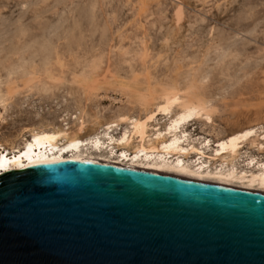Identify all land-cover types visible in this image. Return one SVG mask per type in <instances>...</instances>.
Instances as JSON below:
<instances>
[{
	"label": "rangeland",
	"instance_id": "1",
	"mask_svg": "<svg viewBox=\"0 0 264 264\" xmlns=\"http://www.w3.org/2000/svg\"><path fill=\"white\" fill-rule=\"evenodd\" d=\"M263 57L264 0H0V92L14 88L0 104V145L11 150L42 125L75 130L81 113L85 138L116 117H139L146 82L153 90L192 78L215 108L211 121L186 125L195 144L211 140V153L219 138L251 128L264 143ZM240 155L239 170L249 156L264 160L248 143Z\"/></svg>",
	"mask_w": 264,
	"mask_h": 264
},
{
	"label": "water",
	"instance_id": "2",
	"mask_svg": "<svg viewBox=\"0 0 264 264\" xmlns=\"http://www.w3.org/2000/svg\"><path fill=\"white\" fill-rule=\"evenodd\" d=\"M0 179V264H264V193L106 162Z\"/></svg>",
	"mask_w": 264,
	"mask_h": 264
},
{
	"label": "bare ground",
	"instance_id": "3",
	"mask_svg": "<svg viewBox=\"0 0 264 264\" xmlns=\"http://www.w3.org/2000/svg\"><path fill=\"white\" fill-rule=\"evenodd\" d=\"M43 48L44 47H42V49ZM50 49L51 48L48 47V51L47 50L45 51V49L43 51L45 53L50 52ZM55 49L57 50V48ZM51 52L50 55H53L51 54ZM37 53L39 52L37 51ZM26 54L28 55L27 52ZM20 55L21 58L24 59L25 55L22 56L23 54H18V56ZM37 55L35 58H37ZM46 55L48 56L49 54ZM124 55H125L124 57H127L126 55L129 56V53L128 54L125 53ZM52 57H54V55ZM49 58H46V61L48 59V61L50 62L52 58L50 60ZM44 61L45 59L43 60V62ZM27 62L29 61L27 60ZM22 63L25 64L26 62L23 61ZM50 63L51 65H53L52 62ZM58 63L60 64L61 62L59 61ZM11 64H13V62L10 63V65ZM46 65L48 66L49 64L46 63ZM11 66L13 67V65ZM131 66L132 68L134 67L133 64ZM131 66H129V69ZM41 68L42 67L40 66L41 71L44 70V68L43 69ZM16 69L18 68L16 67ZM89 70H90V66H89ZM25 72L27 73V71ZM49 72L51 71L49 70ZM35 73L37 72L35 71ZM52 74L54 75V73ZM134 74L135 72L133 73L134 77L131 75L133 77V80L134 78H136V76H138V75L135 76ZM43 76H45L44 72H43ZM30 77L33 76L30 75L29 78ZM38 77L40 78V76ZM88 77H89L88 75L84 77L82 76L80 80L83 82H87L89 80ZM141 77L144 76L142 75ZM31 79L34 80L33 78ZM138 79L139 76L137 77V80ZM41 80H37V81H41ZM46 80L44 79V82ZM52 80L53 78L51 79V81ZM58 80H60V77ZM196 80H197L196 78H192L191 81L189 80V82L188 83L186 82L185 84L170 83V85L160 86L161 87L160 89L158 86L157 87L159 89L158 91L157 88L156 89L154 88V86H153L154 89L152 90L151 88L150 90L149 85L151 84L146 82L148 84L147 86L148 88L145 90L146 92L143 90L145 93H142L141 91H138V93L140 92V95L137 93L138 96L136 100L139 106L142 108L141 110L142 114L139 117H128V116L116 117L114 120L109 122L105 127H103L102 131L101 130L96 131L95 133L85 138L80 137V135L83 133L86 127V122L83 117L84 115L83 113H81L80 117H77L78 125L76 126L75 130H70V128H58L51 125L48 126L42 125L39 128L33 129L27 139H23L19 144L16 143L18 145L14 146L11 150H7L6 148H4L3 145H0V149H2L3 152L8 153L9 155L14 154V152L18 154V152L20 150H23L28 143H34L35 136L55 137V139L53 140H41L38 144L34 143V147L32 149L34 153V158L35 156H40L50 161L54 160L55 161L54 163L33 164L23 169L12 168L9 169V172L7 173L0 172V178L8 174L17 173V172H28L34 169L45 168L64 162L89 161V162H106L109 164H115L121 168L156 171V172L176 175L188 179L216 183L225 186L237 187V188L264 193V188L260 187V183L262 182V180H264V167H261L262 165H264V160H259L254 156H249L247 163L245 162L246 163L245 166L248 169H243V170H239L236 164V161L239 160V158H241L240 150L242 145L248 143L252 147H255L256 145V147H258V150L260 151L264 150V147H261L262 145H264V143H261L259 139L261 138L260 137L261 134H258L257 130L251 128L247 131H243V132H251L252 135H250L246 139H241L236 142H230L231 138L233 136H240L243 133L242 131L241 133H236L225 138H219L217 141H215L213 148H211L212 149L211 153H207V150L210 149L211 140L205 138L202 139V141H199L198 144H195L194 140H191L189 138L190 136L185 128L186 125L200 118H203L207 122L211 121L214 114L213 111L215 109L214 107L213 109L209 105L211 101L207 100L203 96V93L201 92L203 90L201 91L199 90L203 86L201 87L197 85ZM41 82H43V80ZM201 83L200 85H203ZM7 84L9 85H7L8 87L6 86L7 87L6 93L0 92V104L2 105L6 103V101L9 98L8 96L11 95V92L14 89L11 87L12 84L10 85L9 82ZM36 87H38V85ZM125 88H127V86H125ZM135 88L136 91L139 90L137 89L139 88V86ZM143 88L145 89V87ZM134 90L135 89L131 90L130 92H133ZM150 115L153 118L151 120H148L147 117ZM125 117L126 119H124ZM158 117H162L164 120H166L163 125L157 123ZM181 117H183V119H181ZM205 117H210V119H206ZM122 124L126 125L125 128L124 129L119 128L120 129L119 133L117 136H115L114 131L118 130L117 128L120 127ZM150 128L152 129L150 130ZM170 128L171 131H169ZM122 140L123 143H121ZM73 144H76L77 146L71 147V145ZM221 144H224L223 148L220 147ZM166 145H170V147H166ZM65 149H67V151H65ZM182 149H186V151ZM193 149L195 150L193 151ZM121 153H123V155H121ZM192 155L194 157V161L188 160L189 157H191ZM178 160L181 161L182 163L178 164L177 163ZM23 162L27 164V160H24ZM192 173H195V175H193Z\"/></svg>",
	"mask_w": 264,
	"mask_h": 264
},
{
	"label": "snow or ice",
	"instance_id": "4",
	"mask_svg": "<svg viewBox=\"0 0 264 264\" xmlns=\"http://www.w3.org/2000/svg\"><path fill=\"white\" fill-rule=\"evenodd\" d=\"M152 118L153 117L151 115L147 117L148 120H151ZM205 118L210 119V117H205ZM2 119L3 117H0V120ZM124 119H126V117ZM181 119H183V117H181ZM169 131H171V128L169 129ZM250 135H252L251 132H243L240 136H233L230 142H236L241 139H246ZM53 139H55L54 136H35L34 143L38 144L41 140H53ZM34 143H28L26 147H24L23 150H20L18 152V154L14 152V154L9 155L8 153H5L3 152L2 149H0V172L7 173L9 172V169H12V168L23 169L33 164H47V163L55 162L54 160L50 161L40 156H35L34 158V153L32 151L34 147ZM121 143H123V140L121 141ZM76 146H77L76 144L71 145V147H76ZM166 147H170V145H166ZM220 147L223 148L224 144H221ZM261 147H264V145H262ZM182 150L186 151V149H182ZM194 150L195 149H193V151ZM65 151H67V149H65ZM121 155H123V153H121ZM24 160H27V164L23 162ZM177 163L179 164L182 162L178 160ZM261 167H264V165H262ZM192 174L195 175V173H192ZM0 179H3V178H0ZM260 187L264 188V180H262V182L260 183Z\"/></svg>",
	"mask_w": 264,
	"mask_h": 264
}]
</instances>
